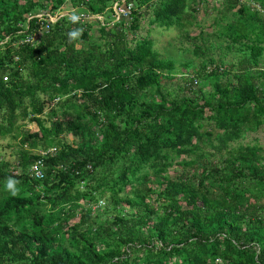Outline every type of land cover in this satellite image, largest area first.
I'll return each instance as SVG.
<instances>
[{
    "label": "trees",
    "instance_id": "trees-1",
    "mask_svg": "<svg viewBox=\"0 0 264 264\" xmlns=\"http://www.w3.org/2000/svg\"><path fill=\"white\" fill-rule=\"evenodd\" d=\"M199 12L239 57L177 79L136 31ZM263 59L264 0H0V264H264Z\"/></svg>",
    "mask_w": 264,
    "mask_h": 264
},
{
    "label": "rangeland",
    "instance_id": "rangeland-1",
    "mask_svg": "<svg viewBox=\"0 0 264 264\" xmlns=\"http://www.w3.org/2000/svg\"><path fill=\"white\" fill-rule=\"evenodd\" d=\"M211 4H214L213 1H210L208 6L211 7ZM70 7V5H67L65 7L67 9L62 11V15H67L70 10L75 11L74 8L71 9ZM76 11L80 12L78 9ZM214 17L215 14L210 13L209 16H204L202 12H199L197 15V20L198 23H200V27L197 28L193 25V27H189L186 29V31L179 29L178 27L169 28L168 30L155 29L154 26H149L148 20L144 18L142 21H140V29L136 31V37L138 39H150L153 43V49L157 52V54H159L161 59H168L174 62L177 71H181V73L176 75L177 79H179V77L184 74L187 64H191L187 71H191L192 68L197 65L198 59L193 55V43L198 44L202 49H205L206 46H209L210 54H212V57L215 59V61L218 62L222 60V66L226 67L230 65V63L236 62V59L239 57V55L225 49V44L228 43V40L224 37H219L217 33L218 28L213 25ZM190 37H196L197 39L191 40ZM78 46L79 45H77V47ZM130 46H133V44L131 43ZM262 67H264V65H262ZM17 124L23 123L17 122L16 126ZM45 124L48 125V123ZM24 126L25 129L27 128L28 130H36V125L34 123H28L26 125L24 124ZM14 130L15 127L13 128V133ZM19 141V139L12 140L10 137L8 139L1 140L0 156H4L6 161L10 160V158H13L10 157L11 152L14 149L17 151L19 147ZM243 143H249L250 145L259 147L261 150V155L264 158V134H258L257 140H255L254 137H248L243 141ZM168 173L174 175L173 171H169Z\"/></svg>",
    "mask_w": 264,
    "mask_h": 264
},
{
    "label": "built area",
    "instance_id": "built-area-1",
    "mask_svg": "<svg viewBox=\"0 0 264 264\" xmlns=\"http://www.w3.org/2000/svg\"><path fill=\"white\" fill-rule=\"evenodd\" d=\"M113 10H114V13H115V20H119L121 18H128L130 13H131V10H132V4H126L125 6H121L119 5L118 3H115L114 6H113ZM71 11V10H70ZM73 11V10H72ZM45 14V15H44ZM78 15V16H77ZM76 16L72 14V12H69L67 13V16L68 17H71V18H76V19H86L87 17L88 18H95V19H99L102 21V17L99 15H84V14H77ZM63 16H65L64 14L62 15V12L61 11H58V12H55L54 14H50V13H42V14H38L36 15L37 18H39V21H44L45 22V26L44 28L45 29H48L50 25L58 22V20L60 18H62ZM82 21V20H81ZM34 36H36V34H32L30 37H25L23 39V43H32L33 40H34ZM34 170L36 171V175L35 177H41V171L38 170V168L36 169V167H34Z\"/></svg>",
    "mask_w": 264,
    "mask_h": 264
},
{
    "label": "clouds",
    "instance_id": "clouds-1",
    "mask_svg": "<svg viewBox=\"0 0 264 264\" xmlns=\"http://www.w3.org/2000/svg\"><path fill=\"white\" fill-rule=\"evenodd\" d=\"M43 13H44V12H43ZM52 14H54V13H52ZM37 15H38V14H37ZM44 15H45V14H44ZM36 35H37V34H36ZM71 35L75 36V33H72ZM27 37H30V36H27ZM23 39H24V38H23ZM36 39H37V36H34V40H33V42H34ZM33 42H32V43H24V44H26V45H34ZM15 60H17V58H15ZM3 80H4L5 82L8 81V76H5V77L3 78ZM17 183H18V181H15V180H13V179H11V178H9L8 181H7V183H6V188H7V190H9V191L11 192L12 195H16V194H17V191H18V189L16 188Z\"/></svg>",
    "mask_w": 264,
    "mask_h": 264
}]
</instances>
